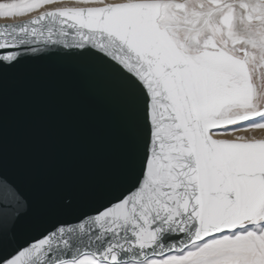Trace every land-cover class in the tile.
<instances>
[{
    "label": "snow or ice",
    "instance_id": "snow-or-ice-1",
    "mask_svg": "<svg viewBox=\"0 0 264 264\" xmlns=\"http://www.w3.org/2000/svg\"><path fill=\"white\" fill-rule=\"evenodd\" d=\"M0 21V82L60 58L115 91L127 140L84 208L69 187L38 210L0 162V264H264V0H0Z\"/></svg>",
    "mask_w": 264,
    "mask_h": 264
},
{
    "label": "water",
    "instance_id": "water-1",
    "mask_svg": "<svg viewBox=\"0 0 264 264\" xmlns=\"http://www.w3.org/2000/svg\"><path fill=\"white\" fill-rule=\"evenodd\" d=\"M127 140L118 112L59 58L0 82V162L34 191L37 209L73 188L77 208L120 183Z\"/></svg>",
    "mask_w": 264,
    "mask_h": 264
},
{
    "label": "bare ground",
    "instance_id": "bare-ground-1",
    "mask_svg": "<svg viewBox=\"0 0 264 264\" xmlns=\"http://www.w3.org/2000/svg\"><path fill=\"white\" fill-rule=\"evenodd\" d=\"M60 59V58H59ZM61 60V59H60ZM87 85L91 89V91L102 97L104 100H106L119 114L120 118L122 119V114L120 111V107L118 104L116 93L109 85L106 84H94L89 81H86ZM258 132L256 133V135ZM258 136V135H257Z\"/></svg>",
    "mask_w": 264,
    "mask_h": 264
},
{
    "label": "rangeland",
    "instance_id": "rangeland-1",
    "mask_svg": "<svg viewBox=\"0 0 264 264\" xmlns=\"http://www.w3.org/2000/svg\"><path fill=\"white\" fill-rule=\"evenodd\" d=\"M0 23H3V21H0ZM257 135H258V136H260V135H261V133H259V132H258V134H257Z\"/></svg>",
    "mask_w": 264,
    "mask_h": 264
}]
</instances>
